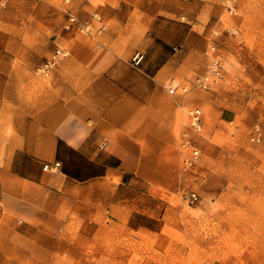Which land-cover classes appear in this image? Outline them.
<instances>
[{
    "label": "rangeland",
    "instance_id": "374dc122",
    "mask_svg": "<svg viewBox=\"0 0 264 264\" xmlns=\"http://www.w3.org/2000/svg\"><path fill=\"white\" fill-rule=\"evenodd\" d=\"M198 1L206 6L199 14L194 12L193 19L184 12L154 22L160 50L129 54L132 36L105 34L111 25L98 10L102 0H0L3 92L35 96L52 91L58 75L65 87L93 91L104 86L98 82L113 76L112 59L124 62L118 79L109 77L114 84L121 80L136 87L139 79L140 84L148 80L144 67L154 71L150 60L171 59L157 79L163 82L157 121L164 126L166 143L142 147L143 155L154 156L164 167L159 173L165 186L151 187V197L158 201L149 214L166 227L151 224V234L109 242L111 247L118 245L117 254L125 264L130 260L125 256L133 254L136 260L131 264H264V0ZM59 51L66 56L48 75L41 74L40 68ZM137 53L145 56L140 66L133 63ZM73 59L78 63L66 67ZM81 59L90 60L89 65L84 67ZM215 63L220 78L212 77ZM168 67L171 78L165 75ZM205 79L207 86L200 83ZM57 90L63 92V85ZM164 98L172 104L166 105ZM73 110L80 123L98 126L95 117L86 119L83 111ZM197 110L200 128L193 126ZM194 150L200 159L188 166ZM137 186L142 193L150 190L142 182ZM146 199L142 196V209ZM21 221L26 220L14 214L13 224ZM78 231L83 235V228ZM78 240L83 241L79 236ZM10 245L12 252L0 258V264L108 262L86 258L84 244H77L76 252L63 246L53 251L45 248L49 244L40 249L14 235ZM0 248L4 251L5 243ZM88 249L97 252L94 245Z\"/></svg>",
    "mask_w": 264,
    "mask_h": 264
},
{
    "label": "crops",
    "instance_id": "0c3cea01",
    "mask_svg": "<svg viewBox=\"0 0 264 264\" xmlns=\"http://www.w3.org/2000/svg\"><path fill=\"white\" fill-rule=\"evenodd\" d=\"M102 2L98 10L111 25L105 34L112 38L132 36L127 42L129 54L160 50L153 32L158 18L186 12L193 19L194 12L199 14L206 6L198 0ZM79 61L84 67L90 63L88 59ZM150 61L154 71L144 67L148 80L140 84L139 79L136 87L121 80L114 84L109 77L118 79V69L124 62L112 59L109 67L113 76L98 82L102 87L95 84L93 91L65 87L60 75L52 91H39L35 96L25 91L0 90V244L5 243L0 258L12 252L10 244L15 235L27 244H39L40 249L45 247L42 244H49L45 248L53 251L63 246L69 248L68 252H76L77 244H84L86 258L121 264L118 245L111 247L109 242L116 244L118 240L130 241L133 235L151 234V224L166 227V222L149 214L158 201L156 196L151 197V187L165 186L159 173L164 167L154 156L143 155L142 147L166 143L157 107V100L163 96V82L157 79L162 78L171 59ZM76 63L78 60L73 59L65 66ZM170 71L168 67L166 77H172ZM61 85L63 92L57 90ZM164 100L166 105L172 104ZM73 109L83 111L86 119L95 117L98 126L80 123ZM57 163V170H44L46 165ZM141 182L150 189L148 193L137 186ZM142 196L148 197L143 209ZM14 214L26 221L14 225ZM78 217L83 219L79 222ZM77 222L78 228L84 229L83 235L78 233ZM92 245L96 253L88 251ZM125 257L130 259L126 264L136 260L134 254Z\"/></svg>",
    "mask_w": 264,
    "mask_h": 264
},
{
    "label": "built area",
    "instance_id": "2783aa9c",
    "mask_svg": "<svg viewBox=\"0 0 264 264\" xmlns=\"http://www.w3.org/2000/svg\"><path fill=\"white\" fill-rule=\"evenodd\" d=\"M66 54L64 52H57V54L55 55L54 58H52L51 61H49L47 64H44L41 68H40V73L43 74V75H48L49 72L54 69L58 64H59V59L61 57H65ZM144 54L142 53H137L135 55V57L133 58V63L135 66H140L142 64V62L144 61ZM211 74H212V77L214 78H220L221 77V72L219 70V66H218V63H215L212 68H211ZM209 79V78H208ZM203 86H207L208 85V82H207V79L203 80L200 82ZM201 113L199 110H197L195 113H194V118H193V126L196 127V128H200L201 124H202V120H201ZM260 133H258V139H260ZM255 140V139H253ZM106 147V145L102 148L104 149ZM200 159V152L197 151V150H194L192 152V157L186 161L187 165L188 166H191V165H194V164H197V162L199 161ZM60 167V164L57 163L55 164L54 166H49V165H46L45 166V170L46 171H55L57 170L58 168ZM192 198L194 201L197 200V196L195 194L192 195Z\"/></svg>",
    "mask_w": 264,
    "mask_h": 264
},
{
    "label": "bare ground",
    "instance_id": "6f19581e",
    "mask_svg": "<svg viewBox=\"0 0 264 264\" xmlns=\"http://www.w3.org/2000/svg\"><path fill=\"white\" fill-rule=\"evenodd\" d=\"M49 62V61H48ZM48 62H46L45 64H47ZM184 119V118H183Z\"/></svg>",
    "mask_w": 264,
    "mask_h": 264
}]
</instances>
